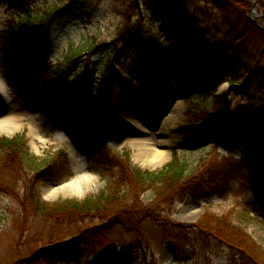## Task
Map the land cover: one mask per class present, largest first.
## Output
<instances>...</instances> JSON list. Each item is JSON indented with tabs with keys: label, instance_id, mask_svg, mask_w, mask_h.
Instances as JSON below:
<instances>
[{
	"label": "trees",
	"instance_id": "obj_1",
	"mask_svg": "<svg viewBox=\"0 0 264 264\" xmlns=\"http://www.w3.org/2000/svg\"><path fill=\"white\" fill-rule=\"evenodd\" d=\"M0 3L20 16L17 22H8L1 31L3 59L11 65L28 101L41 108L49 121L68 127L78 143L105 154L103 144L110 130L119 134L136 130L123 119L130 106L135 105L142 115L146 114L129 86L137 73L145 86L162 97L167 89L165 78L173 65L178 64L186 74L184 85L188 100L186 118L179 126L181 145L191 148L211 139L230 153L242 148L240 162L246 169L245 180L254 197L264 204V105L244 116L231 114V91L246 94L255 81L264 86V64L261 63L264 28L262 22L250 17L251 0H126L116 42L111 44L109 57L96 79L99 105L95 118L90 106L92 96L86 93L88 78L76 76L72 82L63 79L76 58L82 55L87 59L84 74L92 77L90 55L105 43L100 42L85 52H75L66 62L56 65L52 63L49 48L51 29L69 13L73 0L41 16L32 14L29 0H0ZM258 3L264 13V0ZM140 7L146 11L143 16L138 13ZM147 18L160 20V29L155 30ZM125 54L133 57V66L124 63ZM117 63H122V68H115ZM225 82L230 90L218 95V88ZM200 93L210 95V103L196 102L193 97ZM114 95L118 97L117 105L111 110L108 103ZM0 153L2 187L6 170L27 162L23 136L0 137ZM115 160L118 171L109 169L111 178L106 187L96 195L80 199L47 202L37 191L39 183L58 184L70 176L62 150L24 181L23 196L34 209L35 217L51 225L52 230L79 225L80 232L66 240H51L50 235L51 241L38 247L39 240L33 232L28 236L29 243L35 246L31 257L14 264L62 262L74 249L88 243L94 245V240L106 229L122 221V209L133 207L140 192H151L160 202L167 203L186 197L207 199L215 192L226 193L230 180L238 172L234 163L226 159L224 164L218 162L211 166L201 162L189 168L176 154L156 170L135 168L128 156H114ZM204 216L199 223H206ZM146 217L153 224L154 234L139 237L140 243L170 241L181 249L189 244L181 239L184 235L187 241L189 235L181 234L183 226L179 223L151 213ZM253 264L260 263L253 259Z\"/></svg>",
	"mask_w": 264,
	"mask_h": 264
},
{
	"label": "rangeland",
	"instance_id": "obj_2",
	"mask_svg": "<svg viewBox=\"0 0 264 264\" xmlns=\"http://www.w3.org/2000/svg\"><path fill=\"white\" fill-rule=\"evenodd\" d=\"M68 1L29 0L30 10L34 16H41L53 7L66 5ZM125 1L73 0L69 13L58 19L51 29L49 48L52 63L55 65L63 64L75 52H85L100 42L105 43L90 55L88 64L92 77L84 74L83 66L87 59L82 55L76 58L63 79L72 82L76 76L88 78L86 93L92 96L93 102L90 106L94 118L99 105L96 79L109 57L111 44L116 42ZM256 12H259V8ZM138 13L143 16L146 11L140 7ZM19 19L16 12L7 10L0 3V119L13 118V124L0 137L22 135L27 151L26 164L7 169L4 185L0 187V264L20 263L30 258L35 246L32 247L33 244L29 243L28 236L33 232L39 240L37 247L51 240H66L72 234L80 232L79 225L68 229L60 226L52 230L51 225L35 217L34 209L22 192L24 181L36 169L50 162L61 150L66 154L70 172V176L63 182L76 175L83 176L87 181L81 185L77 194L69 191L48 196L46 194L51 186L63 182L39 183L37 191L40 198L47 202L64 198L80 199L101 192L111 178L109 169L112 172L118 171L114 167L117 164L114 156H128L131 166L143 170L162 168L174 154L185 160L189 168L201 162L211 166L218 162L224 164L226 159L234 163L238 172L230 180L226 193L215 192L207 199L186 197L167 203L160 202L151 192H140L136 199L137 204L124 207L120 217L122 221L106 229L94 240V245L88 243L74 249L62 262L24 261L21 264H100L103 261L105 264H253V259L264 264V204L254 197L245 180L246 169L240 162L242 148L230 153L227 148L211 139L196 147L185 148L181 145L179 126L186 118L188 104L184 69L178 64L173 65L165 78L167 89L162 97L145 86L137 73L136 79L129 86L146 114L142 115L137 106H130L123 119L136 130L127 134L110 130L103 144L105 155L93 147L78 143L68 127L49 121L41 108L34 107L28 101L22 84L12 73L11 65L3 59L2 52L1 31L8 26V22H17ZM254 19L259 20L256 17ZM147 23L152 24L155 30L160 29V20L147 18ZM124 63L133 66V57L125 54ZM261 63L264 64V59ZM116 67L122 68V63H117ZM224 90H230L226 82L220 85L216 93L219 95ZM230 96L231 114L244 116L264 105V86L255 81L248 93L231 91ZM193 98L196 102L210 103L211 100L210 95L205 96L202 93L194 95ZM117 99V95L110 98L111 110L116 107ZM135 119H139V124L135 123ZM167 121H171L168 131L165 130ZM160 140H166L170 144L165 149L163 162L159 163L160 158L157 157L153 160H142L139 154L141 143L152 144ZM104 156H107L108 161ZM128 201L130 202V198ZM150 213L183 226L181 234L187 233L189 239L186 241L184 235L181 239L189 244L181 249L180 245L170 241L153 240L140 243L139 237L145 238L154 234L153 224L146 217ZM204 214L206 223L201 224L200 217ZM50 235L51 240L48 238ZM115 256L119 258L115 259Z\"/></svg>",
	"mask_w": 264,
	"mask_h": 264
},
{
	"label": "bare ground",
	"instance_id": "obj_3",
	"mask_svg": "<svg viewBox=\"0 0 264 264\" xmlns=\"http://www.w3.org/2000/svg\"><path fill=\"white\" fill-rule=\"evenodd\" d=\"M170 116V115H169ZM169 118V117H168ZM139 119H135V123L139 124ZM171 121H167L166 125H168L165 130H169V124ZM13 124V118H3L0 119V134L2 132L7 131L8 128ZM37 132H34L36 134ZM169 142L166 140H160L158 143H152V144H147L145 142L141 143V149L139 151V154L141 155L142 160L143 159H151L153 160L154 158H160L159 163H162L164 160V152L165 149L169 146ZM85 178L80 175H76L70 180L63 182L57 186H51L49 189V193L46 194L48 195H55L57 193H66L69 191H72L73 193H78L79 190L81 189V185L86 182Z\"/></svg>",
	"mask_w": 264,
	"mask_h": 264
},
{
	"label": "water",
	"instance_id": "obj_4",
	"mask_svg": "<svg viewBox=\"0 0 264 264\" xmlns=\"http://www.w3.org/2000/svg\"><path fill=\"white\" fill-rule=\"evenodd\" d=\"M251 1H252V4H251V8L249 10V13L251 14V18L254 19L256 17V18L264 21L263 11L260 9L259 12H256V9L259 8L258 0H251ZM262 27H264V25Z\"/></svg>",
	"mask_w": 264,
	"mask_h": 264
}]
</instances>
